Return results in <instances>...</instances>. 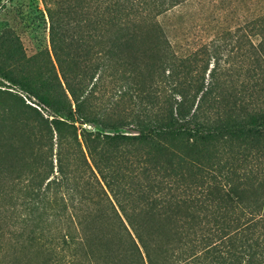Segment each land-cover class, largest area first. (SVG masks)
<instances>
[{
  "label": "trees",
  "instance_id": "16d2710c",
  "mask_svg": "<svg viewBox=\"0 0 264 264\" xmlns=\"http://www.w3.org/2000/svg\"><path fill=\"white\" fill-rule=\"evenodd\" d=\"M182 1L47 8V81L0 38L51 113L16 204L46 264H264V13L179 56L155 19Z\"/></svg>",
  "mask_w": 264,
  "mask_h": 264
},
{
  "label": "rangeland",
  "instance_id": "374dc122",
  "mask_svg": "<svg viewBox=\"0 0 264 264\" xmlns=\"http://www.w3.org/2000/svg\"><path fill=\"white\" fill-rule=\"evenodd\" d=\"M147 1L0 0V38L9 36L12 45L21 47L35 81H47L51 71L47 59V53L51 56L47 8L66 21L68 7L84 18L80 7H155ZM172 7L155 20L176 54L184 56L216 32L262 15L264 0H183ZM19 65L24 66V61ZM18 66L15 63L13 67L19 70ZM50 114L31 95L0 77V264H46L39 242L31 238L37 220L22 222L16 204L24 192L26 174L31 169L33 173L41 161L39 138Z\"/></svg>",
  "mask_w": 264,
  "mask_h": 264
}]
</instances>
